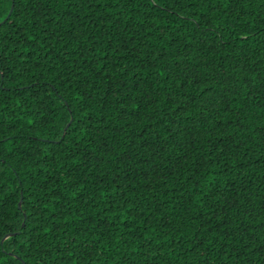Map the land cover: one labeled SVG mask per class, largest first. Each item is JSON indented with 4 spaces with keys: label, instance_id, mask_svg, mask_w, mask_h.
Segmentation results:
<instances>
[{
    "label": "trees",
    "instance_id": "obj_1",
    "mask_svg": "<svg viewBox=\"0 0 264 264\" xmlns=\"http://www.w3.org/2000/svg\"><path fill=\"white\" fill-rule=\"evenodd\" d=\"M0 264H264V0H0Z\"/></svg>",
    "mask_w": 264,
    "mask_h": 264
},
{
    "label": "water",
    "instance_id": "obj_2",
    "mask_svg": "<svg viewBox=\"0 0 264 264\" xmlns=\"http://www.w3.org/2000/svg\"><path fill=\"white\" fill-rule=\"evenodd\" d=\"M12 11H13V8H12V10H11L9 16L11 15ZM9 16H8V17H9ZM8 17H6V18L8 19ZM20 207L22 208V203L20 204ZM9 236H12V235H9ZM9 236H7V237H9Z\"/></svg>",
    "mask_w": 264,
    "mask_h": 264
}]
</instances>
